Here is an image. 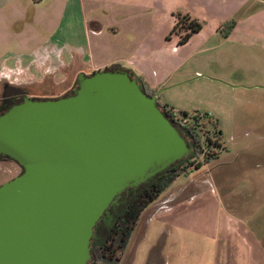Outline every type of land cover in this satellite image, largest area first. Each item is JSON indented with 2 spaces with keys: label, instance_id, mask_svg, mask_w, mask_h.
I'll return each mask as SVG.
<instances>
[{
  "label": "crops",
  "instance_id": "crops-1",
  "mask_svg": "<svg viewBox=\"0 0 264 264\" xmlns=\"http://www.w3.org/2000/svg\"><path fill=\"white\" fill-rule=\"evenodd\" d=\"M178 13L202 25L182 46L168 38ZM231 20L235 25L222 38L219 29ZM216 37L264 49V0H0V72L17 62L33 71L34 61H56L76 75L121 66L157 93L175 86L170 75L216 47ZM233 81L241 87L240 78ZM157 101L166 106L160 94ZM258 120L249 125L254 139L222 145L216 159L183 184L177 178L144 210L119 264L129 247L124 264H130L145 233L159 225L169 228L158 255L165 264L194 258L201 260L190 264H264V121ZM232 125L237 132L238 123Z\"/></svg>",
  "mask_w": 264,
  "mask_h": 264
},
{
  "label": "water",
  "instance_id": "water-1",
  "mask_svg": "<svg viewBox=\"0 0 264 264\" xmlns=\"http://www.w3.org/2000/svg\"><path fill=\"white\" fill-rule=\"evenodd\" d=\"M143 82L117 66L78 73L70 93L0 115V155L22 173L0 186V264H96L132 201L195 155Z\"/></svg>",
  "mask_w": 264,
  "mask_h": 264
},
{
  "label": "rangeland",
  "instance_id": "rangeland-1",
  "mask_svg": "<svg viewBox=\"0 0 264 264\" xmlns=\"http://www.w3.org/2000/svg\"><path fill=\"white\" fill-rule=\"evenodd\" d=\"M213 44L216 47L205 54L188 58L186 63L170 75L168 84L175 86L160 93V102L167 108H173L175 113L200 111L212 115L220 124L222 145L229 148L234 138L245 141L254 139L255 135L249 131V125L256 120L260 121L258 119L264 121V49L246 48L234 38L220 41L216 37ZM205 61L219 62L211 65ZM237 61L238 66L234 67ZM33 66L38 68L32 71L17 62L13 68L0 73L18 80L19 87L27 88L31 95H39V98L45 95L62 96L72 90L76 78L72 68L57 66L56 61H34ZM194 70L200 73L190 75ZM185 75L189 79L176 84ZM228 78L232 81H225ZM239 78L242 85L236 87L238 81L233 80ZM5 83L9 84L8 80L0 78V94L1 86ZM234 122L239 125L237 132L232 125ZM246 159L250 161L247 156ZM187 176H179L176 184H183ZM168 230L167 226L159 225L145 233L134 253L131 252L130 264H165V259L158 255L169 240ZM129 253L130 247L120 264L125 263ZM197 260L201 259L188 261L191 263Z\"/></svg>",
  "mask_w": 264,
  "mask_h": 264
},
{
  "label": "trees",
  "instance_id": "trees-1",
  "mask_svg": "<svg viewBox=\"0 0 264 264\" xmlns=\"http://www.w3.org/2000/svg\"><path fill=\"white\" fill-rule=\"evenodd\" d=\"M234 25L235 22L233 20L222 25L219 29L222 38H226L229 35ZM201 29L202 25L196 19L191 18L187 14L178 13L176 14V23L168 35V38L171 36L177 37V46H182L186 44L194 34L199 33ZM145 89L149 96L155 95V92L149 91L147 86H145ZM35 96L40 97L39 95ZM43 98L56 97H48L45 95ZM160 106L162 111L168 117H180L188 121L185 127L191 132L195 141V156H198L202 146L205 147L207 151L212 149L213 154L204 157V165L216 159L218 154L224 150L218 122L212 115L200 111L175 113L173 108H167V106L162 105ZM188 163L189 161L171 168L153 184L143 189V191L132 201L126 211L118 219L112 232L107 237L106 242L101 247L95 248L94 258L96 264H119L144 210L156 201L179 176L188 175L189 173L200 169L202 166L199 165L193 171H187Z\"/></svg>",
  "mask_w": 264,
  "mask_h": 264
},
{
  "label": "flooded vegetation",
  "instance_id": "flooded-vegetation-1",
  "mask_svg": "<svg viewBox=\"0 0 264 264\" xmlns=\"http://www.w3.org/2000/svg\"><path fill=\"white\" fill-rule=\"evenodd\" d=\"M25 97L39 98L31 95L27 88L10 86L6 83L3 84L1 86L0 94V115L7 112L12 106L22 103ZM21 173L22 169L18 164L7 157L0 155V186ZM92 256L94 258V251Z\"/></svg>",
  "mask_w": 264,
  "mask_h": 264
},
{
  "label": "built area",
  "instance_id": "built-area-1",
  "mask_svg": "<svg viewBox=\"0 0 264 264\" xmlns=\"http://www.w3.org/2000/svg\"><path fill=\"white\" fill-rule=\"evenodd\" d=\"M176 124L182 126L183 128H186L185 125L187 124V120L180 118V117H172L171 118ZM212 149L207 151L205 147H201L200 152L198 153V156H195L189 160V163L187 164V171H193L196 167L203 164V159L207 155H212Z\"/></svg>",
  "mask_w": 264,
  "mask_h": 264
},
{
  "label": "clouds",
  "instance_id": "clouds-1",
  "mask_svg": "<svg viewBox=\"0 0 264 264\" xmlns=\"http://www.w3.org/2000/svg\"><path fill=\"white\" fill-rule=\"evenodd\" d=\"M0 78L7 79L10 86H15V87L20 86L18 80H13L11 79V77L6 76L4 73H0Z\"/></svg>",
  "mask_w": 264,
  "mask_h": 264
}]
</instances>
